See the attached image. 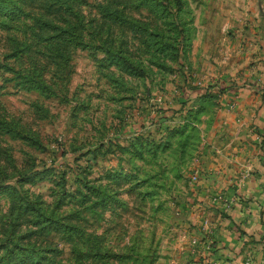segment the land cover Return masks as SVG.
Instances as JSON below:
<instances>
[{"label":"rangeland","instance_id":"374dc122","mask_svg":"<svg viewBox=\"0 0 264 264\" xmlns=\"http://www.w3.org/2000/svg\"><path fill=\"white\" fill-rule=\"evenodd\" d=\"M241 80L264 0H0V264H212L193 220L225 213L202 171Z\"/></svg>","mask_w":264,"mask_h":264},{"label":"crops","instance_id":"0c3cea01","mask_svg":"<svg viewBox=\"0 0 264 264\" xmlns=\"http://www.w3.org/2000/svg\"><path fill=\"white\" fill-rule=\"evenodd\" d=\"M253 72L260 74L257 68ZM255 86L240 81L234 98L244 103L241 114L250 115L251 120L241 122L244 117L239 118L235 144L212 155L202 171L201 193L207 205L225 210L213 208L215 219L202 210L193 220L202 225L204 238L198 241L210 248L204 257L212 258V264H245V260L264 264V90ZM215 192H221L222 199L213 203ZM205 215L208 219L203 222ZM242 254H246L244 261Z\"/></svg>","mask_w":264,"mask_h":264},{"label":"trees","instance_id":"16d2710c","mask_svg":"<svg viewBox=\"0 0 264 264\" xmlns=\"http://www.w3.org/2000/svg\"><path fill=\"white\" fill-rule=\"evenodd\" d=\"M180 31V30H179ZM177 32H178V30H177ZM179 33V32H178ZM177 45H174L173 46V49L174 50H176L177 49V51H178V49L179 48H177L176 47ZM169 47H171V46H168V47H165V48H169ZM110 52H111V57L112 58H114V59H117V60H119L121 63H124V64H126L128 67H131L132 65H134L132 62H131V60H129V58L126 56V55H124V54H122V53H120V52H117V51H114V50H110ZM179 52V51H178ZM134 67H136V66H134ZM205 93V92H204ZM204 93H200V95L201 94H204ZM67 151L66 150H62V153H66Z\"/></svg>","mask_w":264,"mask_h":264},{"label":"built area","instance_id":"2783aa9c","mask_svg":"<svg viewBox=\"0 0 264 264\" xmlns=\"http://www.w3.org/2000/svg\"><path fill=\"white\" fill-rule=\"evenodd\" d=\"M217 196L222 197V193L221 192H218L217 193ZM245 264H249V260H245Z\"/></svg>","mask_w":264,"mask_h":264}]
</instances>
